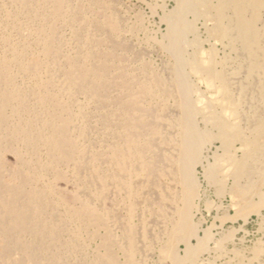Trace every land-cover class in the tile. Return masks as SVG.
Returning <instances> with one entry per match:
<instances>
[{
    "label": "bare ground",
    "instance_id": "6f19581e",
    "mask_svg": "<svg viewBox=\"0 0 264 264\" xmlns=\"http://www.w3.org/2000/svg\"><path fill=\"white\" fill-rule=\"evenodd\" d=\"M173 3L150 49L116 0H0V264H264V0ZM216 139L252 248L193 219Z\"/></svg>",
    "mask_w": 264,
    "mask_h": 264
},
{
    "label": "rangeland",
    "instance_id": "374dc122",
    "mask_svg": "<svg viewBox=\"0 0 264 264\" xmlns=\"http://www.w3.org/2000/svg\"><path fill=\"white\" fill-rule=\"evenodd\" d=\"M116 2L121 12L125 14L124 16L126 17L127 24L128 25L130 24L129 26H133L135 23L137 27L139 28V29L137 28L138 31L136 30L134 34L131 36V39L129 37L130 41L133 42L134 44L136 43L142 46L148 44L149 46L147 47L149 48L152 46L154 42L153 39H160L161 34L165 31L166 25H165V22L161 19V16L168 10L170 11V9H172V7H174L175 5V3H173L174 0H116ZM205 8L209 9L210 5L205 4L204 7H202V9H205ZM202 22H203L202 19H198L195 21V26L198 29V33L200 35L199 37L200 39L197 42L201 46V49L203 51H206L209 48L210 36L208 35L206 36L207 33L204 30ZM140 30H142V32ZM143 31L146 33L144 34ZM145 37L147 38L149 37L148 40ZM206 39H208L209 41ZM215 41H216V46L220 47L221 46L220 41L219 40H215ZM153 46L155 45L153 44ZM154 49L156 48H153V51ZM153 51H152L151 57L152 59H154L153 60L154 62L158 63L160 61V57H159L160 51L158 50H155L154 52ZM185 53L186 55H190L192 53V50L190 49V47H186ZM191 79L194 82L193 84L194 85L196 84L197 86H199L201 91H204L208 95L213 93L212 87L208 84V82L204 78L202 77L200 78L199 76L192 74ZM219 141L220 140L218 139L213 140L212 142L207 143L203 147L204 149L202 148L199 154V157H198V160L201 163L200 162L197 163L194 167V172H196L195 179L197 182L196 186H197V190L199 193V197L196 199L197 207H196V210H194L193 212L194 214L193 219L196 222H198L203 228L210 227V229L214 231L213 233H216V234L221 231V228L222 229L225 228V230L230 229L235 235L234 236L236 237L235 239H238L239 237L244 238L243 243L249 248H252L257 242V240L261 237L260 232L258 231V228L264 223L261 224L259 218H257L258 216H256L255 214H250L248 221L245 223L240 217L234 221L228 219L223 223L222 226H220L221 217L222 216L224 217L227 214L232 215L234 213V209L226 207V205L229 204V200H230L229 196L225 195L224 197H222V196L217 195L215 193V187L207 184V181L203 175L206 166H210V165L215 166L216 173L218 174H220L222 170L224 169V166H225L224 163L222 165H219L220 163L217 164V156L220 155L222 152V149L220 147L221 142ZM226 143H227L226 147L229 151H234L238 155L240 154L239 142L235 140L231 136V134L228 135V139L226 140ZM262 214H264V207L262 208ZM240 225H242V228H238ZM240 235L241 236L243 235V236L241 237ZM235 241L238 242V240H235ZM182 247L183 245H180V248Z\"/></svg>",
    "mask_w": 264,
    "mask_h": 264
}]
</instances>
